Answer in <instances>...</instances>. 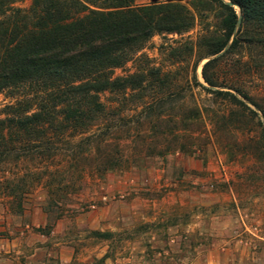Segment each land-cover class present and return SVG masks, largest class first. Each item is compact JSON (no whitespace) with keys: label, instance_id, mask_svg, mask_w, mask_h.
<instances>
[{"label":"rangeland","instance_id":"obj_1","mask_svg":"<svg viewBox=\"0 0 264 264\" xmlns=\"http://www.w3.org/2000/svg\"><path fill=\"white\" fill-rule=\"evenodd\" d=\"M12 1L16 7L32 5V0ZM171 1L192 9L195 0L134 4ZM214 22L209 15L182 36L156 35L139 55L163 71L186 68L187 63L169 58L164 47L196 42L202 27ZM204 62L196 74L206 85ZM193 63L155 112L143 110L144 102L153 101L147 95L121 103L113 118L93 129L95 142L110 139L118 163L113 170H103L104 155L96 150L75 160L68 156L72 149L89 151L96 144L61 145L62 156L48 162L30 157L17 161L18 152L9 156V164L0 166L5 187L0 190V264H264L261 129L222 128L216 121L231 107L194 85ZM144 66L131 61L116 69L115 76ZM255 84L263 92H256ZM251 86L261 101L264 83ZM16 99L0 92V119ZM102 101L118 103L109 93ZM195 108L202 119L188 121L184 130L182 115ZM159 112L164 122L157 119ZM9 181L18 185L21 198L11 196Z\"/></svg>","mask_w":264,"mask_h":264},{"label":"trees","instance_id":"obj_2","mask_svg":"<svg viewBox=\"0 0 264 264\" xmlns=\"http://www.w3.org/2000/svg\"><path fill=\"white\" fill-rule=\"evenodd\" d=\"M13 3L0 0V92L17 97L0 119V166L9 164L16 152L17 161L30 157L48 162L62 156V146L86 143L96 145L89 151L72 149L70 159L96 150L104 155L103 170H113L118 163L110 139L95 142L93 129L113 118L121 103L147 95L153 101L144 102L143 110L155 112L182 71L189 72L193 59L194 85L231 107L216 122L238 131L250 125L260 128L264 156V98L261 102L250 89L253 83H264V0H195L192 9L173 1L138 6L135 0H32L29 8ZM209 15L215 22L202 27L196 42L164 47L169 58L187 63L186 68L163 71L139 55L154 36H182ZM131 61L145 66L115 76L116 69ZM203 61L206 85L196 74ZM261 89L255 84L256 92ZM105 93L117 105L103 102ZM182 116L188 130L187 122L200 121L202 111L195 108ZM157 119L165 121L162 112ZM10 182L6 188L11 196L21 198L18 185ZM4 188L0 183V190Z\"/></svg>","mask_w":264,"mask_h":264},{"label":"water","instance_id":"obj_3","mask_svg":"<svg viewBox=\"0 0 264 264\" xmlns=\"http://www.w3.org/2000/svg\"><path fill=\"white\" fill-rule=\"evenodd\" d=\"M230 4H232L231 2H229ZM239 23H240V21H239ZM239 25V24H238Z\"/></svg>","mask_w":264,"mask_h":264}]
</instances>
